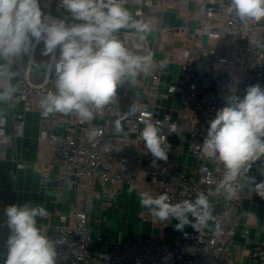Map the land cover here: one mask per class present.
Listing matches in <instances>:
<instances>
[{
  "label": "built area",
  "instance_id": "obj_1",
  "mask_svg": "<svg viewBox=\"0 0 264 264\" xmlns=\"http://www.w3.org/2000/svg\"><path fill=\"white\" fill-rule=\"evenodd\" d=\"M151 1L123 0V7H139ZM39 2L44 5L41 10L45 16L63 19L69 25L79 23L71 19L62 0ZM195 2L205 32L213 33L219 27L224 40L212 48L214 59L209 65L215 76L210 75L208 67L182 64L176 80L168 84V93L178 101L176 113H161L146 102L141 92L123 88L101 111L92 108L94 118L88 122L75 112L45 115L41 101L56 91L57 73L52 54H43V42L33 41L29 54L21 53L10 62L0 58V65L8 64V70L14 73L10 83L15 92L7 101L13 105L21 97L28 110L39 112L41 120L56 123L55 128L40 132L41 155L49 159L71 187L78 188L79 199L95 195L99 189L106 201L117 196L118 188L127 186L135 188L139 196L145 192L152 197L167 194L173 204L185 199L194 201L199 193H204L211 208L212 219L199 230L189 224L182 230L176 228L170 238L159 239L154 234L150 238L131 236L114 240L110 248H105L108 239L97 234L88 209L78 207L74 213L61 214L54 225L50 240L57 252L56 264H219L235 241L242 225L239 205L244 169L232 183L233 195L224 189L217 191L226 170L222 162L205 153L203 145L211 121L226 106L229 95L242 98L249 86L258 84L264 88V19L241 20L230 10L231 0ZM136 11L142 13L140 9ZM116 35L134 54L143 57L151 53L142 38L131 48L125 29ZM204 48L208 46L200 45L199 51ZM38 54L44 59L35 68ZM55 55L59 56V49ZM146 123L156 126L165 138L167 161L154 158L147 149L141 137ZM6 125L7 116L0 104V146L11 135L22 134V125H15L14 134L7 132ZM252 164L264 169V155ZM143 210L145 222L154 219L150 209ZM189 220L195 223L193 217L189 216ZM260 229L263 238L251 247V264H264V218ZM251 230L246 226L244 233L249 235Z\"/></svg>",
  "mask_w": 264,
  "mask_h": 264
},
{
  "label": "clouds",
  "instance_id": "obj_2",
  "mask_svg": "<svg viewBox=\"0 0 264 264\" xmlns=\"http://www.w3.org/2000/svg\"><path fill=\"white\" fill-rule=\"evenodd\" d=\"M62 3L71 19L79 23L69 25L63 19L45 16L39 0H0V58L10 62L21 53L29 54L33 41L43 42V54H52L57 73L56 91L41 101L43 114L75 112L83 122H88L94 118L92 108L101 111L110 103L124 78H134L138 71L148 73L151 58L134 54L116 35L124 28L143 32L148 26L133 20L123 7V0H62ZM230 10L241 20L259 21L264 19V0H231ZM165 64L161 62V67ZM13 75L8 64L0 65V88H3L0 100L11 99L15 92L10 83ZM141 137L154 158L167 161L165 138L156 126L146 123ZM203 149L225 167L217 191L224 189L233 195L232 183L241 170L250 168V162L264 155V88L258 84L249 86L242 98L229 95L226 106L217 111L210 123ZM251 180L257 194L264 197V181ZM133 190L129 188V192ZM140 203L151 210L154 218L165 221L171 217L179 221L178 230L189 224L199 230L212 219L204 193H199L194 201L185 199L173 204L167 194L152 197L145 192L140 194ZM5 214L11 232L5 264H56L53 242L37 227L36 218L47 215L43 207L10 205Z\"/></svg>",
  "mask_w": 264,
  "mask_h": 264
},
{
  "label": "crops",
  "instance_id": "obj_3",
  "mask_svg": "<svg viewBox=\"0 0 264 264\" xmlns=\"http://www.w3.org/2000/svg\"><path fill=\"white\" fill-rule=\"evenodd\" d=\"M39 5L41 9L44 7L41 2ZM125 9L133 20L148 26L147 31L143 32L135 28L124 29L129 33L131 48L141 38L148 43L151 65L147 74L138 71L134 78H124L116 91L123 88L139 91L146 102L159 112H175L178 101L168 93V84L176 80L182 64H190L195 68L208 67L210 75L215 76L216 72L209 63L214 59L212 48L224 40V35L219 32L221 28L215 27L213 33L205 32L199 22L201 14L195 0H152L151 4L139 7L129 5ZM138 9L142 13H138ZM167 11L177 12L183 19V25L165 27L164 14ZM200 45L208 46V49L199 51ZM161 62H166L165 66L161 67ZM0 104L7 116V132L14 134L15 125L23 127L21 135H11L9 141L0 146L3 152L0 158V264H5L7 240L11 235L5 214L8 206L28 204L43 207L47 215L36 218L37 227L50 239L61 214L74 213L78 207L91 212L93 199L99 194L79 199L78 188L71 187L67 180L59 176L57 168L51 165L49 159L41 155L38 140L40 132L47 127L55 128L56 123L41 120L39 112L28 110L25 99L21 97L13 105L7 100H1ZM250 163L251 167L244 169L243 174L244 191L239 205L242 225L219 264H251V247L263 238L260 225L264 218V197L253 189L251 177L257 178L256 183L264 181V169H256L253 162ZM176 224L177 220L171 217L165 221L154 218L151 220V236L170 238L175 233ZM246 226L252 228L249 235L244 233ZM110 247L111 242L108 241L105 248Z\"/></svg>",
  "mask_w": 264,
  "mask_h": 264
},
{
  "label": "rangeland",
  "instance_id": "obj_4",
  "mask_svg": "<svg viewBox=\"0 0 264 264\" xmlns=\"http://www.w3.org/2000/svg\"><path fill=\"white\" fill-rule=\"evenodd\" d=\"M43 59V56L36 55L35 68H39ZM129 188L127 186L118 188L119 193L116 198L102 202L100 195L95 196L94 209L92 210V206L91 212L88 211L97 234L104 235L109 242L131 236L148 238L152 234L151 221H144V210L139 193L135 188L129 192ZM96 193L100 194V190L98 189Z\"/></svg>",
  "mask_w": 264,
  "mask_h": 264
},
{
  "label": "water",
  "instance_id": "obj_5",
  "mask_svg": "<svg viewBox=\"0 0 264 264\" xmlns=\"http://www.w3.org/2000/svg\"><path fill=\"white\" fill-rule=\"evenodd\" d=\"M183 25V19L177 15V12L167 11L164 14L165 27H180Z\"/></svg>",
  "mask_w": 264,
  "mask_h": 264
}]
</instances>
